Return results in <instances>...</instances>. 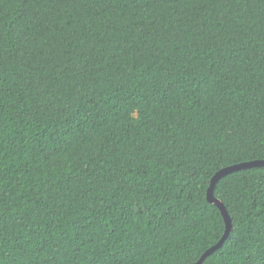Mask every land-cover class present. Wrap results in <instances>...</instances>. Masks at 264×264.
<instances>
[{
    "label": "trees",
    "instance_id": "obj_1",
    "mask_svg": "<svg viewBox=\"0 0 264 264\" xmlns=\"http://www.w3.org/2000/svg\"><path fill=\"white\" fill-rule=\"evenodd\" d=\"M261 160L264 0H0V264L195 263ZM213 195L264 264V166Z\"/></svg>",
    "mask_w": 264,
    "mask_h": 264
},
{
    "label": "water",
    "instance_id": "obj_2",
    "mask_svg": "<svg viewBox=\"0 0 264 264\" xmlns=\"http://www.w3.org/2000/svg\"><path fill=\"white\" fill-rule=\"evenodd\" d=\"M260 166H264V160L261 161H251V162H244V163H240L237 165H233V166H229L226 168H223L221 170H219L218 172H216L214 174V176L211 178L210 183L208 188L206 189V200L215 205L220 213L221 216L223 218V222H224V232L223 235L221 236V238L219 239V241L214 244L213 246H211L209 249H207L201 256L200 258L192 264H203V262L205 261V259L210 256L212 253H214L215 251L219 250L224 241L226 240V238L228 237L231 229H232V224H231V219L225 209V207L223 206V204L214 197L213 195V190L215 187V184L224 176L232 173V172H236L242 169H247V168H253V167H260Z\"/></svg>",
    "mask_w": 264,
    "mask_h": 264
},
{
    "label": "clouds",
    "instance_id": "obj_3",
    "mask_svg": "<svg viewBox=\"0 0 264 264\" xmlns=\"http://www.w3.org/2000/svg\"><path fill=\"white\" fill-rule=\"evenodd\" d=\"M131 115L133 116V118H135V116H136V114H135V113H132Z\"/></svg>",
    "mask_w": 264,
    "mask_h": 264
}]
</instances>
